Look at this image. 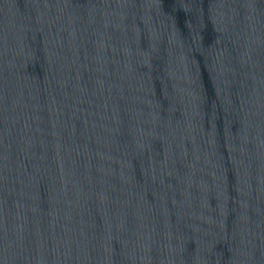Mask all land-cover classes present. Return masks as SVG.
<instances>
[{
  "label": "water",
  "instance_id": "1",
  "mask_svg": "<svg viewBox=\"0 0 264 264\" xmlns=\"http://www.w3.org/2000/svg\"><path fill=\"white\" fill-rule=\"evenodd\" d=\"M0 264H238L153 145L0 0Z\"/></svg>",
  "mask_w": 264,
  "mask_h": 264
}]
</instances>
